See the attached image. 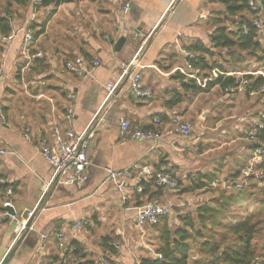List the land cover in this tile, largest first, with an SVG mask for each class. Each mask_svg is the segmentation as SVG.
Segmentation results:
<instances>
[{
	"label": "crops",
	"instance_id": "obj_1",
	"mask_svg": "<svg viewBox=\"0 0 264 264\" xmlns=\"http://www.w3.org/2000/svg\"><path fill=\"white\" fill-rule=\"evenodd\" d=\"M125 3L129 4V10L127 32L123 34L119 11ZM12 10V38L2 41L4 51L0 55V150L6 151L0 156V178L8 185L4 192L0 190V264H62L58 234L65 237L68 247L70 243L79 246L75 264H99L101 259L117 264H140L142 258L153 257L156 246L151 249L152 241L145 228L149 226L139 228L134 218L136 206L147 203L149 198L142 195L143 191L137 192V188L143 189L142 183L153 182L138 177L137 168L156 170L163 166L173 173L178 184L181 180L190 185L197 174L217 176L225 164L223 157L213 158L215 149L207 146L214 142L217 132L224 134L228 130V123L227 127L222 125L228 122V116L224 117L228 113V101L237 108L236 101L242 95L224 94L217 85L207 88V84L205 88L198 86L202 91L197 94L181 89L182 83L191 80L185 78L191 71L186 68L188 59L182 52L195 53L197 58L207 56L188 48L198 41L209 45L216 22L222 19V5L216 0H89L86 3L70 0L57 8L34 9L29 5L13 6ZM25 31L31 33L27 44ZM36 31L41 34L34 37ZM120 38L125 42L116 51L114 45ZM145 38L137 71L143 87L151 89L152 97L134 98L129 81L124 79L112 98L103 104L105 86L118 79L122 66L131 61ZM24 48L31 54L41 52L42 58L37 61L42 63L36 64V60L28 63L22 53ZM85 55L99 66L85 62L86 73L81 76L64 70L66 61ZM224 55L225 52H220L206 59L211 64H220ZM248 65L227 73L255 71L253 64ZM38 66H43V70ZM204 75L201 72L200 78ZM180 77L184 78L182 83ZM180 98L179 103L170 106L174 99ZM69 108L72 119L66 124L64 115ZM121 117L142 129L155 130L167 128L174 117H183L196 120L200 130L197 133L192 123L191 135L183 138L168 134L166 129L163 140L153 146L122 140ZM155 120L160 121L159 125L154 124ZM90 123L87 181L70 187L52 185L41 199L42 188L52 173L36 144L43 139L54 147V125L79 133ZM235 123L233 129L237 130L241 121ZM26 131L32 143L24 139ZM107 168L129 171L126 201H122L120 193L108 181ZM179 189L166 191L156 188L153 182L148 190L156 195L153 200H161L165 192L175 193ZM186 189L183 193H191ZM7 190L11 191L10 197L5 194ZM161 190L162 195L156 194ZM6 201L12 204L17 220H23L25 212L34 211L29 230L13 245L16 221L5 218L9 209L3 207ZM186 204L181 205L185 206L181 211L176 210L180 213L194 210ZM178 212L172 220L176 226L181 225ZM77 222L81 223L78 228Z\"/></svg>",
	"mask_w": 264,
	"mask_h": 264
},
{
	"label": "trees",
	"instance_id": "obj_2",
	"mask_svg": "<svg viewBox=\"0 0 264 264\" xmlns=\"http://www.w3.org/2000/svg\"><path fill=\"white\" fill-rule=\"evenodd\" d=\"M253 1L258 7L259 13L251 11L248 6L249 0H216L223 7V11L220 13L222 19L216 22V28L211 35L209 45L205 46L201 41H198L188 48L193 52H203L212 58L220 52H225L220 64L209 63L210 61L206 59L207 56L190 61L193 67L205 73L204 76L210 75L214 67L221 72H233L247 68L250 61H253L254 70L264 64V19L262 20L264 18V0ZM67 2L70 0H43L38 8H57ZM29 5V0H3L4 15L1 16L0 12V55L4 51L2 38L12 34L13 6L15 8L29 7ZM256 20L260 23L259 28H255L252 24ZM34 28L30 26L32 30ZM243 29H246L245 33H243ZM40 32L36 31L34 37L41 34ZM82 58L84 63L89 61L90 64H93L94 62V59L88 55ZM37 60L36 64L40 65L42 62ZM38 67V69H42L43 66ZM180 79L182 83L184 78L180 77ZM247 79L251 81V84L247 88L245 97L250 91L257 92L260 87H264V79L261 76H247ZM235 84L236 80L232 77H220L215 82L207 83V88L217 85L223 91L226 87H233ZM181 89L185 92L189 91L191 94L202 91L193 80L182 83ZM258 94L264 95V93ZM181 100L182 98L174 99L170 106ZM260 124L263 129L259 130L258 138L264 141V113L258 115L257 123H253L252 127L248 128L254 130ZM247 148L253 152L255 145L250 143ZM260 168L264 172V156L261 158ZM239 178L240 170L229 174L233 193H226L224 190L217 191V197L199 203L191 212L180 213L177 217L181 222L180 226L172 227L168 217H161L158 223L151 227L158 238L154 254L161 255V259L142 258L140 264H264V186L257 189L255 184L250 185L252 189H257L261 196L255 198L253 191L237 189L236 185L240 183V180H237ZM217 182V176L213 173L197 174L186 190L187 192L208 191ZM150 184L142 183V195L149 196L147 203L156 198V195L148 190ZM7 187L8 185L3 184L0 186V190L4 192ZM162 192L161 190L156 194L160 196L163 194ZM145 204L139 203L136 207ZM241 208L250 210L245 216H242L238 214ZM174 211L177 214L178 210ZM255 240H259V242L256 244ZM70 244L76 248L77 253L80 252L76 243ZM67 253L68 249L62 250L59 261L64 260Z\"/></svg>",
	"mask_w": 264,
	"mask_h": 264
},
{
	"label": "built area",
	"instance_id": "obj_3",
	"mask_svg": "<svg viewBox=\"0 0 264 264\" xmlns=\"http://www.w3.org/2000/svg\"><path fill=\"white\" fill-rule=\"evenodd\" d=\"M43 0H29L31 7H39ZM81 2H89V0H80ZM248 6L253 13H259V9L254 3L253 0H249ZM129 10V4L125 3L120 11V24L122 28V33L127 32L126 28V15ZM4 14L1 13V16ZM253 26L255 28L260 27L259 21H253ZM246 32V29H243V33ZM12 36L3 37L2 41L6 42L10 40ZM31 41V33L25 31L24 33V42L27 44ZM146 38L142 41L137 53L131 59L127 65H123L121 68V73L118 79L114 83H109L105 86L106 95L103 101L105 104L109 99L112 98L115 91L118 89L121 82L125 79L129 81V90L134 98L147 100L152 97L151 89L143 87L141 83V77L138 73L140 68V58L143 56L144 45ZM25 55L28 63H31L34 60L42 58L41 52L29 53L27 48H24L22 51ZM183 55L188 59L186 68L191 71L190 74L186 75V79L194 80L197 85L201 88H205L208 82H215L220 77H232L236 80V84L232 87H226L223 90L224 94L235 95V94H246L247 88L251 84V81L247 79V76L256 77L261 76L264 79V64L255 71H247L244 73H227L221 72L218 69H213L210 72V75L204 76L203 79L200 78L201 71L198 68L193 70L192 64L188 63L189 60H193L198 57L197 54L183 51ZM99 63L97 61L93 62V67H98ZM64 70L68 73L74 74L76 76H81L86 73L84 59L82 57H75L72 60L66 61L64 64ZM0 79H1V69H0ZM255 93H264V87H260L258 91H250L248 96H253ZM71 98V97H70ZM72 119V110L69 108L65 111L64 122L70 124ZM160 121L155 120L154 124L159 125ZM92 123H90L86 128H84L79 133H75L69 128H62L59 125H54L52 128V137L54 142V147H51L50 144L41 139L36 144L40 156L51 168V177L49 181L42 188L41 199L47 193L49 188L52 185H61L64 187H70L74 185L84 184L88 175L86 169L89 165V160L87 156V151L92 138ZM166 129L168 134H173L183 138H187L191 135L193 131V124L191 121L183 117H174L169 123L168 127L165 129H156V130H146L138 127L137 125L132 124L128 119L121 117L119 119V133L122 140H132L142 143H148L151 145H157L164 138L166 134ZM260 129H263L262 125H259L257 129L250 131L247 134V140L250 141L255 148L253 150V155L247 165L240 173V183L236 185L237 189H241L244 181L246 180H261L263 179L264 172L260 168L261 158L264 156V141L258 138V132ZM24 139L32 143V139L26 131ZM6 151L0 150V156L4 155ZM107 174V179L114 186L115 189L120 193L122 201H126L127 192H126V179L129 178V171H115L113 169H105ZM137 176L142 177L145 181L153 179L154 185L156 188L165 189L166 191H176L179 188L178 180L174 177L173 173L166 167L160 166L156 170H152L149 167H138ZM142 179V181H143ZM5 181L0 178V186L3 185ZM142 188L139 186L137 192H141ZM6 196L11 195V191L7 190L5 192ZM4 208H12L10 201H6L3 204ZM135 211V222L139 228H144L145 226L153 227L155 226L161 217H168L170 215V210L162 205L158 200H153L147 204L137 207ZM34 211H29L26 219L17 220L16 214L9 215V219L16 221V226L14 230V238L12 245L15 244L18 240L21 239L22 234L25 231H28L30 221L33 218ZM81 225L80 222L76 223V228ZM58 239V248L62 251L65 248L68 249L67 256L65 257L62 264H75L79 259V253L75 247H68L64 243L65 237L62 234L57 235ZM45 236H41V242H44ZM114 246H116L114 244ZM153 257H156L158 260L161 259V255L153 254ZM99 264H117L106 259H101Z\"/></svg>",
	"mask_w": 264,
	"mask_h": 264
},
{
	"label": "rangeland",
	"instance_id": "obj_4",
	"mask_svg": "<svg viewBox=\"0 0 264 264\" xmlns=\"http://www.w3.org/2000/svg\"><path fill=\"white\" fill-rule=\"evenodd\" d=\"M37 8L38 7H34V9ZM0 12L4 14L3 0H0ZM263 19L264 18H262V20ZM250 64L252 65L253 61H250ZM247 67H249V65ZM239 95L244 96V94H239ZM242 96H240L239 102L236 101L237 108H235L234 106H232V104H230L232 103V101H228L229 103L228 113L224 114V117L228 116V122L224 121L222 123V125H225V127H227L226 123H228V130L224 131V134L217 132L216 137L212 139L214 142L211 143L209 146H207V149L209 148L215 149L214 153L212 154L213 158L223 157L225 161V164H223L224 166L222 169V173L217 175L218 182L213 184L212 188H210L208 191L204 190V191H195L191 193H186V192L183 193V191H185L184 189H186L188 185L184 181L180 180L179 192H175V193L165 192L161 196L163 197V199L158 200L162 205L166 206L170 210V215L168 216V218H170L169 224L172 227H176V225H174V221L172 222L173 216H175L176 214L174 210L176 209L180 210V208L185 207V206H181L182 204H184V202H187L186 204L187 208L195 209L196 206L199 205V203L212 199L213 197H217V191L224 190V192L226 193H233L234 190L231 188L232 183L230 182L229 174L239 170L241 173V171L245 167H247L248 161H250L253 152H250V150H248L247 148L248 145H250V141L246 139L247 138L246 136L250 131H252L249 128L252 127L253 123H257V116L264 113V95H259L258 93H255V95L253 96H248V95L246 97H242ZM212 114L214 115V113ZM224 117H222V119ZM190 121L196 126V132L197 131L199 132L200 129H198L199 127L196 124V120H190ZM235 121H241V124H239L241 127L237 128V130L233 129L234 126L237 124V123L234 124ZM206 125L213 126L212 123H206ZM226 171L228 172V174ZM263 179H264V175H263ZM263 179L246 180L244 181L242 189L247 190L248 192L253 191L254 197L260 198L261 196L257 192L258 191L257 189L264 186ZM237 180H240V178ZM252 184H255L257 189L255 188L252 189L250 186ZM248 210L250 209L241 208L238 211V214L245 216L247 212H249ZM180 211L178 213H180ZM19 217H21V215ZM145 228H147L149 239L152 241L153 247H151V249L153 250L154 246L158 244V238L156 237L155 233L152 231V228L149 227H145ZM258 242L259 240H255L256 244Z\"/></svg>",
	"mask_w": 264,
	"mask_h": 264
},
{
	"label": "water",
	"instance_id": "obj_5",
	"mask_svg": "<svg viewBox=\"0 0 264 264\" xmlns=\"http://www.w3.org/2000/svg\"><path fill=\"white\" fill-rule=\"evenodd\" d=\"M124 42H125V39H124V38H120V39L115 43V45H114V49H115L116 51H120V48L123 46ZM7 212H8V214H7L6 217H5L6 219H8V216H9V215H14V214H15V213H14V210H13L12 208L7 209ZM28 212H29V211L25 212V213L22 215V218H23V219H26Z\"/></svg>",
	"mask_w": 264,
	"mask_h": 264
}]
</instances>
